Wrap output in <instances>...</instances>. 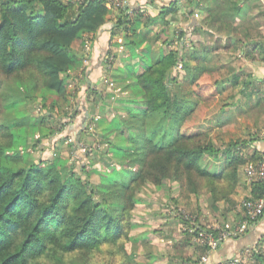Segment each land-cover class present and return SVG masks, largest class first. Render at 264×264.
I'll list each match as a JSON object with an SVG mask.
<instances>
[{"label": "trees", "instance_id": "16d2710c", "mask_svg": "<svg viewBox=\"0 0 264 264\" xmlns=\"http://www.w3.org/2000/svg\"><path fill=\"white\" fill-rule=\"evenodd\" d=\"M107 14L105 0H0V264H125V259L115 263L113 256L125 253L130 210L136 191L147 181L158 184L174 179L194 193L207 187L214 203L223 201L228 208L238 205L245 211L247 203L264 198V178L252 179L250 195L236 198L241 166L264 162L258 151L249 157L243 151L255 136L248 141L230 140L219 148L209 134L212 113L206 124L196 117L213 103L223 83L211 80L209 71L214 70L202 64L208 58L204 46L186 54L170 48L155 59L145 51L141 68L127 66L126 73V68L120 69V76L115 72L113 77L122 83L127 79L125 85L132 91L130 98L122 99L130 103L126 115L114 116L110 131L102 134L106 152L120 155L115 158L119 165L113 171L115 179L104 188L97 190L88 176L75 172V155L70 162L57 151L51 158L31 159L26 147L16 148L13 126L23 124L14 120L10 105L43 90L65 100L64 74L80 59L72 49L73 41L101 30ZM127 22V15L118 18L110 39ZM126 42L135 52L136 42ZM186 58L201 62L190 65ZM179 66L192 73L189 81L196 101L182 100L168 90L167 79ZM43 107L44 116L25 118L32 128L53 117L52 106ZM88 112H94V105ZM55 123L48 126L47 136L64 128L58 120ZM86 132L83 125L75 130L79 142ZM60 140L67 142L63 136ZM75 143H67L72 154ZM84 153L86 157L87 150ZM206 156L221 160L218 169L203 165ZM107 163V167L112 164ZM80 167L88 174L86 164ZM205 231L215 235L219 228ZM205 247V251L210 248ZM97 253L101 257L93 261Z\"/></svg>", "mask_w": 264, "mask_h": 264}, {"label": "rangeland", "instance_id": "374dc122", "mask_svg": "<svg viewBox=\"0 0 264 264\" xmlns=\"http://www.w3.org/2000/svg\"><path fill=\"white\" fill-rule=\"evenodd\" d=\"M168 18L170 19L171 17ZM168 24V22L163 23L161 21L151 28V34L149 32L143 33L147 37L145 40L146 52L153 59L159 57L170 48L179 49L180 47L179 39H175V27L173 28L171 24ZM208 37V35H203L198 37V39L203 38L204 42ZM119 39H121V33L116 36L115 41L117 42ZM201 43L202 41H199V46ZM126 44L127 42L124 45L126 46ZM185 44L187 45V40H185ZM186 45L185 48L183 46L180 48L182 52L184 51V54L187 53L188 46ZM72 48L75 49L76 45ZM116 48L118 47L114 45L110 48V52L112 50L115 53L112 52L114 57H110V68L109 65H105V80L103 79V82L95 84V87L92 90L90 89L89 92L86 93V85L82 82L83 72L75 69V73L77 71L80 73L77 78L80 79L82 86H79L75 80L71 82L68 79V96L65 100L55 93L43 90L20 100L15 106L10 105L9 110L15 117L14 120L23 124L13 126L16 148L22 149L26 147L25 153L27 152L31 159L51 158L56 151L61 156L69 157V162L76 157L73 160L75 172L82 178L88 176L90 182L94 184L97 190L98 188H104V184H110L115 179L113 171L119 167L115 163V160H117L115 158L120 156L113 152H106L105 137L102 134L110 131V124L114 116L118 114L120 116L126 115L125 107L130 103L122 99L130 98L129 91H132L130 87L125 85L127 79H124L125 82L122 83L118 77L114 78L113 76L115 72L119 74L122 68H126L124 70V73H126L127 66L130 65L137 64L136 69L141 68V63L139 62H141L142 58L145 59L143 53H138L139 50L131 52L129 50L130 47L127 46L126 48L124 47V50H117ZM143 49L144 47L141 51H144ZM223 52V50L208 51L207 60H202V64L214 70V72L209 71L211 80L217 78L218 81H223L232 72L229 67L228 70L226 68H217V61ZM185 60L189 63L188 58ZM135 61H138V63H135ZM197 62L200 63L201 60L196 61L194 59V61H191V65ZM191 74L183 66L174 68L171 71L167 79V86L171 95L183 98L182 100L185 101L192 102L197 100L198 97L192 92L193 86L189 81ZM16 87H18V84ZM18 88L23 92L22 88ZM234 90L235 88H230L229 86L225 89L220 87L219 92L214 95L213 103L203 113L196 114L200 123L206 124L212 113L214 123H211L209 134L219 148H223L230 140L241 139L248 141L256 134L253 128L258 120L256 124L252 123V111L240 113L239 115L233 112L232 118H224L221 111L224 107L230 105V102H233L234 99L230 97V93ZM86 94L87 100L85 99ZM41 104L43 106L45 104L46 107L48 105L52 106L54 115L53 117H45L40 127L36 125L32 128V126L27 124L28 120H25V118L29 116H34L35 118L44 116L45 107L41 106ZM91 105H94V112L91 115V121L88 123V118L85 117L84 121L82 120L84 118L83 110H86ZM66 113L68 115H65ZM71 115H75L73 119L75 125L70 128L69 124L73 122V120L70 121ZM229 118V124H223ZM56 120L64 128L60 133L55 130L54 133L47 136L49 133L48 126L54 127ZM217 120H219V123L221 122V125L217 123ZM83 123H85L84 126H87V132L79 142L74 132L79 130ZM62 136L67 138V142L64 144L60 140ZM74 140L76 145L72 149V154L67 143L70 141L74 142ZM247 149L248 147L243 149L244 153H248L249 149ZM85 150H87L86 157ZM251 154L248 153V155ZM89 157L94 159L91 164H89ZM109 160L112 164L107 167L106 164H109L107 163ZM81 164H86L88 174L85 171H81ZM220 164L221 160L214 161L210 156H206L203 160V165L209 167L212 165L216 169H218ZM249 165L255 167L257 164L255 165L252 162L244 164L240 168V173L244 175L243 181L247 180L250 184L252 179H257L258 172L255 171L249 174L247 170ZM104 170H107L108 173H104ZM248 195L249 192L248 194L245 192L241 197ZM134 201V207L130 210L128 239L123 244L125 253H115L113 256L115 263L125 259L127 261L125 264H198L206 255L205 246H210L209 249L212 248L209 243L211 232L205 230L210 228L225 229L220 226H212L210 223L215 222L214 220H209L207 214H212L213 210L208 209L213 204L216 205L218 203V205L220 204L219 206L222 205V208H225L227 203L223 201L214 203L207 187H201L194 193L174 179H164L158 184L147 181L136 191ZM236 207L240 209L237 211L240 213L242 220L240 222L236 221L233 225L244 222L248 217L245 210L241 209L240 206ZM199 226L204 228V230L196 232ZM256 256L240 257L239 264H264V262L259 263ZM100 257L101 255L97 253L93 257V261H97Z\"/></svg>", "mask_w": 264, "mask_h": 264}, {"label": "crops", "instance_id": "0c3cea01", "mask_svg": "<svg viewBox=\"0 0 264 264\" xmlns=\"http://www.w3.org/2000/svg\"><path fill=\"white\" fill-rule=\"evenodd\" d=\"M167 8L171 10H165ZM122 15H127L128 22L117 28V32L110 39L112 26ZM107 17V23L97 33H84L73 41L72 47L76 45V48L72 49L80 59L72 70L66 72L67 85L68 79L71 82L75 80L79 86L81 85L80 79L77 78V75H80L78 71L83 72L82 82L85 83L86 88H94L95 84L103 82L105 65H109L110 68V57H114L112 52H115L109 50L113 45L118 47L117 50H124L125 41L134 40L137 45L135 52L139 50L138 53L146 55L147 37L143 33L151 34V28L154 25L161 21L165 23V19L168 20V17H171L169 24L175 27V38L179 39V50L182 46L185 48V40H187L188 53L194 50L200 51L204 47L210 52L224 51L217 61V68L228 70L229 67L232 72L223 80L221 86L222 89L229 86L235 90L230 93V97L234 99L233 102H230V105L224 107L221 112L224 118H232L233 112L239 115L252 111V123L256 124L257 120L258 122L253 128L256 133L255 139L251 141L247 150L250 154L258 151L264 157L263 4L257 0H117L108 6ZM119 33H121V39L116 42V36ZM201 34L208 35V39L204 42L203 38L198 39L203 36ZM199 41H202L200 46ZM143 47L144 51H141ZM192 60L194 61V59H188L190 65ZM206 60L207 58L204 59ZM139 63L143 65L144 59L142 58ZM134 67H137V64ZM75 69H78L76 73ZM89 107L85 110L88 123L92 115L88 112ZM74 118L72 117V120ZM230 118L223 124L228 125ZM219 124L221 125V122ZM69 125L70 128L74 126V120ZM248 153H245L246 157L250 156ZM243 179L244 175L240 173L239 194L236 196L238 200L245 192L247 194L249 192L250 195V184ZM219 205L217 203L208 209L213 210L212 214H207L208 219L215 222L210 223L212 226L229 228L236 221L242 220L237 211L240 210L236 207L238 205L229 208H222L223 206ZM205 254L198 264H233L234 258L238 257L241 260L240 257L247 258L248 255H257V261L264 262V211L258 218L249 222L242 234L217 243L207 252L205 251Z\"/></svg>", "mask_w": 264, "mask_h": 264}, {"label": "built area", "instance_id": "2783aa9c", "mask_svg": "<svg viewBox=\"0 0 264 264\" xmlns=\"http://www.w3.org/2000/svg\"><path fill=\"white\" fill-rule=\"evenodd\" d=\"M257 1L264 5V0H257ZM105 2L107 6H110L114 2H117V0H105ZM257 165L255 167L249 165L247 168L248 173L251 174L257 171L258 177L256 178H264V162H260ZM245 206H246V214L248 216L247 219L240 224L233 225L229 228L221 229L218 232H216L215 235L210 234L209 243L212 245L211 247H214L217 243L225 240L228 237L238 236L242 234L246 230V227L249 224V222L256 219L262 213L264 209V198L262 197L256 199L253 202L247 203ZM239 262L240 259L238 257L234 258L232 261L233 264H239Z\"/></svg>", "mask_w": 264, "mask_h": 264}, {"label": "water", "instance_id": "95a60500", "mask_svg": "<svg viewBox=\"0 0 264 264\" xmlns=\"http://www.w3.org/2000/svg\"><path fill=\"white\" fill-rule=\"evenodd\" d=\"M87 114V113H86ZM85 125V123H83V126Z\"/></svg>", "mask_w": 264, "mask_h": 264}]
</instances>
